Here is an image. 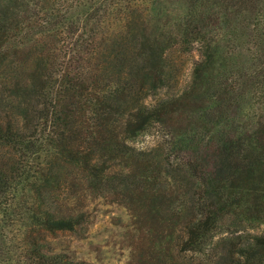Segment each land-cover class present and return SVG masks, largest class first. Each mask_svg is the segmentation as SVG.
Masks as SVG:
<instances>
[{
	"label": "trees",
	"instance_id": "1",
	"mask_svg": "<svg viewBox=\"0 0 264 264\" xmlns=\"http://www.w3.org/2000/svg\"><path fill=\"white\" fill-rule=\"evenodd\" d=\"M92 196L140 264H264V0H0V264H92Z\"/></svg>",
	"mask_w": 264,
	"mask_h": 264
},
{
	"label": "rangeland",
	"instance_id": "2",
	"mask_svg": "<svg viewBox=\"0 0 264 264\" xmlns=\"http://www.w3.org/2000/svg\"><path fill=\"white\" fill-rule=\"evenodd\" d=\"M201 58L199 47L179 59L182 71L179 82L173 90L162 91L163 97L173 91L181 90L191 80L192 69ZM147 101L152 102L153 98ZM160 129L141 136L135 142L137 147L153 148L161 138ZM89 223L75 232L60 231L47 235L51 248L70 254L77 258L87 259L92 264H140L134 254L138 229L130 212L113 202V198L91 197L88 199ZM263 226L251 230L257 234ZM175 256L177 254L175 253ZM189 260L187 257L174 258L173 261Z\"/></svg>",
	"mask_w": 264,
	"mask_h": 264
}]
</instances>
